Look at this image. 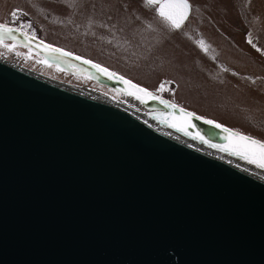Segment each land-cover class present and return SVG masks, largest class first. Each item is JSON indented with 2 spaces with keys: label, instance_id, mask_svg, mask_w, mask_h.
<instances>
[{
  "label": "water",
  "instance_id": "1",
  "mask_svg": "<svg viewBox=\"0 0 264 264\" xmlns=\"http://www.w3.org/2000/svg\"><path fill=\"white\" fill-rule=\"evenodd\" d=\"M41 41L26 47L125 94L123 76ZM141 104L154 122L245 162L210 146L228 142L204 117L194 113L185 135L159 118L179 115L178 104ZM0 264H264V182L0 57Z\"/></svg>",
  "mask_w": 264,
  "mask_h": 264
},
{
  "label": "rangeland",
  "instance_id": "2",
  "mask_svg": "<svg viewBox=\"0 0 264 264\" xmlns=\"http://www.w3.org/2000/svg\"><path fill=\"white\" fill-rule=\"evenodd\" d=\"M191 1L194 14L181 28L172 27L145 0H0V23L30 24L24 30L34 31L39 40L198 116L264 140V0ZM0 57L128 102L114 87L62 68L31 47L18 44L14 52L0 47ZM165 82L166 90L157 92Z\"/></svg>",
  "mask_w": 264,
  "mask_h": 264
},
{
  "label": "snow or ice",
  "instance_id": "3",
  "mask_svg": "<svg viewBox=\"0 0 264 264\" xmlns=\"http://www.w3.org/2000/svg\"><path fill=\"white\" fill-rule=\"evenodd\" d=\"M146 5L155 6L158 15L171 24L174 28H180L183 22L188 18L191 5L189 0H145ZM19 11V10H17ZM17 11L12 13L13 20L17 18ZM30 28L31 25H24L21 27H12L8 22L0 23V47L7 49L9 52H14L18 44L24 46H30L32 40L35 38L34 31L29 33L24 31V28ZM14 32H22L24 39L19 40V38L14 35ZM11 40L13 43L9 44L6 41ZM249 44H253L251 38L248 39ZM43 45L44 51L46 53L59 54V56H71L72 53L65 52L63 49L55 48L52 45L44 44L43 41L40 42ZM201 46L203 44L201 43ZM255 47V45L253 44ZM39 47V45L37 46ZM258 51L260 49H257ZM20 55V53H16ZM77 59H81L77 57ZM85 63H92L91 61H85ZM100 72H103L111 78L113 75L109 73L107 69L101 67L100 65H93ZM127 86L123 91L125 94L134 97L141 103H146L147 100H158L166 108L176 109L179 106L172 101L164 100L162 96L149 91L148 89L142 88L139 85L132 83L130 80H126L123 77H118ZM165 83H162L157 92H163L166 90ZM194 113L187 112L186 109L180 108L179 115L175 112L161 113L160 119L162 122L167 123L169 127L176 128L178 131L184 132L188 135V128L190 125L189 118L194 116ZM206 123L214 125L218 129H222L226 135L224 139L228 142L226 145L219 146L216 144H210L211 147H219L221 151L227 152L230 155L238 156L240 159L247 161L249 164H253L258 168H264V140H259L251 135H247L239 132L235 129H228L223 125L216 123L212 120H207ZM194 139H199L205 143H209L204 140V137L197 133Z\"/></svg>",
  "mask_w": 264,
  "mask_h": 264
},
{
  "label": "bare ground",
  "instance_id": "4",
  "mask_svg": "<svg viewBox=\"0 0 264 264\" xmlns=\"http://www.w3.org/2000/svg\"><path fill=\"white\" fill-rule=\"evenodd\" d=\"M192 6L194 7L193 2H192ZM192 15H193V13H192ZM5 63L8 65L10 64L11 66L15 67L19 71L22 70L26 74L35 76L36 78H38L42 81L44 80L50 84H53V85L55 84V85L63 88L64 90L65 89L70 90L74 93H79V94H82L86 97H91L98 102L100 101V102H103V103L108 104V105H113V106L120 108V109L122 108V109L126 110V112L139 117L143 122H145L146 124H149L154 129L156 128L160 132L171 136L175 140H177V141H179L185 145H188V146L190 145V146H192V147H194L200 151H203V153H205L206 155H209L211 157L214 156L216 158L221 159L222 161L224 160V162H226L227 164L232 165L234 167H237L238 169H240L245 174L247 173V174H249L255 178H258L264 182V172L258 168H255L252 164H249L246 161L245 162L241 161V160L237 159L236 157L233 158L229 155L220 154L217 151H214L213 149L211 150V149L206 148L204 146L195 144L190 139L188 140L184 136H182L181 134H177L176 132H174L173 129L166 128L165 126H162L159 123L154 122L152 120V117H151V112L148 111L144 105L142 106V104L140 102H137L134 98H130L127 96V99H128L127 103H124L122 100H120V101L116 100L115 101L112 98H108V97L102 95V93L96 92V91L91 90L89 88H82V87H78V86L69 85L68 83H62L58 80L52 79V78L44 75V74H40V73L34 72L32 70L30 71V70L24 68L23 66L18 65L16 63H13L9 60L8 61L5 60Z\"/></svg>",
  "mask_w": 264,
  "mask_h": 264
},
{
  "label": "flooded vegetation",
  "instance_id": "5",
  "mask_svg": "<svg viewBox=\"0 0 264 264\" xmlns=\"http://www.w3.org/2000/svg\"><path fill=\"white\" fill-rule=\"evenodd\" d=\"M189 3H190V5H191V14H190V15L192 16V13L194 14V12H193V11H194V7H195V6H194V7L192 6V2H191L190 0H189ZM151 7H153V8H155V9H156V7H155V6H151ZM191 16H190V17H191ZM190 17H188V19H187V20L184 22V24H185V23H186V22L189 20V18H190ZM184 24H183L181 27H183V26H184ZM181 27H180V28H181ZM202 44H204V47H205V49H206V50L209 48V44H208V43H206V41H203V43H202Z\"/></svg>",
  "mask_w": 264,
  "mask_h": 264
}]
</instances>
